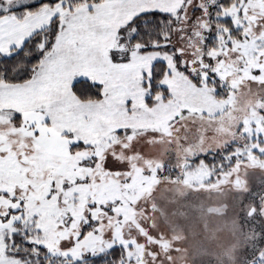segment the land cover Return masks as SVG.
<instances>
[{"label":"snow or ice","instance_id":"1","mask_svg":"<svg viewBox=\"0 0 264 264\" xmlns=\"http://www.w3.org/2000/svg\"><path fill=\"white\" fill-rule=\"evenodd\" d=\"M0 264H264V0H0Z\"/></svg>","mask_w":264,"mask_h":264}]
</instances>
